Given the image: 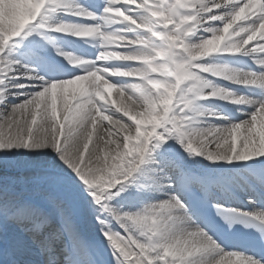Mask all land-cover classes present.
Wrapping results in <instances>:
<instances>
[{
	"label": "snow or ice",
	"instance_id": "1",
	"mask_svg": "<svg viewBox=\"0 0 264 264\" xmlns=\"http://www.w3.org/2000/svg\"><path fill=\"white\" fill-rule=\"evenodd\" d=\"M0 264H264V0H0Z\"/></svg>",
	"mask_w": 264,
	"mask_h": 264
}]
</instances>
